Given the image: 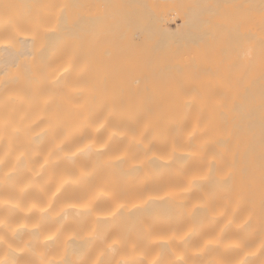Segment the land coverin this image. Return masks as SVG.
I'll return each instance as SVG.
<instances>
[{
    "label": "bare ground",
    "instance_id": "1",
    "mask_svg": "<svg viewBox=\"0 0 264 264\" xmlns=\"http://www.w3.org/2000/svg\"><path fill=\"white\" fill-rule=\"evenodd\" d=\"M133 1L0 0V264H264V0Z\"/></svg>",
    "mask_w": 264,
    "mask_h": 264
},
{
    "label": "rangeland",
    "instance_id": "2",
    "mask_svg": "<svg viewBox=\"0 0 264 264\" xmlns=\"http://www.w3.org/2000/svg\"><path fill=\"white\" fill-rule=\"evenodd\" d=\"M107 4L112 7H125V6H132L136 7V4L133 0H107ZM146 6H150L149 3H146ZM157 7L156 0H153V8Z\"/></svg>",
    "mask_w": 264,
    "mask_h": 264
}]
</instances>
